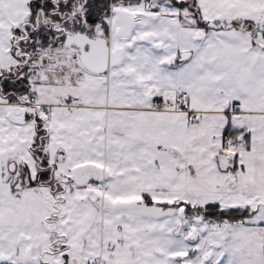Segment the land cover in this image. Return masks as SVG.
<instances>
[{
  "label": "snow or ice",
  "instance_id": "6c2138e0",
  "mask_svg": "<svg viewBox=\"0 0 264 264\" xmlns=\"http://www.w3.org/2000/svg\"><path fill=\"white\" fill-rule=\"evenodd\" d=\"M0 264H264V0H0Z\"/></svg>",
  "mask_w": 264,
  "mask_h": 264
}]
</instances>
